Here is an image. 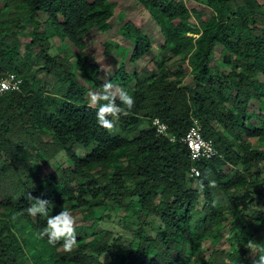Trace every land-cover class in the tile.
Listing matches in <instances>:
<instances>
[{
    "label": "trees",
    "instance_id": "obj_1",
    "mask_svg": "<svg viewBox=\"0 0 264 264\" xmlns=\"http://www.w3.org/2000/svg\"><path fill=\"white\" fill-rule=\"evenodd\" d=\"M135 1L157 27L161 48L178 64L169 69L161 59L155 71L127 73L125 57L134 64L150 44L138 21H123L117 35L131 49L121 48L107 82L133 96L135 105L109 133L86 100L85 85L102 90L101 70L80 56L49 51L54 38L81 50L90 30L108 31L113 3L0 0V77L12 73L21 79L18 92L0 95V264H225L222 251L210 252L207 260L201 251L205 237L219 234L224 215L213 193L224 196L234 217L250 197L264 199V150L246 142L264 141V0ZM186 2L207 10L208 18L202 20ZM215 47L224 53V78L210 66ZM102 48L107 56L119 46L106 41ZM187 77L190 84L184 85ZM48 81L51 90L43 91L40 85ZM225 88L231 92L224 94ZM253 101L256 114L247 110ZM152 119L164 123L175 140L197 121L216 151L196 163L197 178L187 177L192 165L187 149L156 134ZM58 155L67 166L55 162ZM50 161L52 172L40 175ZM29 193L51 201L48 215L67 209L97 221L113 218L130 226V236L104 231L89 240L77 238L74 251L60 254L62 242L52 246L39 237L48 217L23 212L31 203ZM198 214L201 219L194 222ZM252 237L255 244L264 241L263 214L253 222ZM261 255L264 246L248 264Z\"/></svg>",
    "mask_w": 264,
    "mask_h": 264
},
{
    "label": "rangeland",
    "instance_id": "obj_2",
    "mask_svg": "<svg viewBox=\"0 0 264 264\" xmlns=\"http://www.w3.org/2000/svg\"><path fill=\"white\" fill-rule=\"evenodd\" d=\"M110 2L114 5V15L108 20V31L100 33L95 29L90 30L85 36V45L81 50L74 48L66 41H60L54 38L50 40V54L63 56L66 54V52H68L72 55L80 56L82 59L89 62L90 64L95 65L101 70L100 80L101 82L106 83L117 69V64L121 59V48H125L128 51L131 49L130 44L117 35V29L120 27L123 21L132 20L138 21L141 30L148 38L150 49L134 64L128 63V55L125 57L124 67L127 73L134 69L137 71L142 69L155 71L156 64L161 59L163 60V66L169 69H172L178 64L177 57H170L168 52L161 48L163 40L158 32L157 27L151 21L148 14L136 3L135 0H110ZM261 2L263 3V1ZM186 7L188 9L200 11L203 15L201 18L202 20H206L208 18L207 10H203L199 6L189 2H186ZM120 14H123L124 19L119 20L118 16ZM190 22L191 24H195L193 18H190ZM28 30L29 29H26L25 32ZM187 36L195 37L194 34H187ZM106 41H112L118 44L119 48L117 49L116 53H110L107 56L103 55L102 45ZM19 42L20 50L22 51L24 39L20 38ZM223 54L224 53L219 49V47H215L212 59L210 61V66H213L218 70V76L221 78H224L226 72L228 71V67L221 63ZM71 61L73 60L71 59ZM51 83V81H48V84H41L40 86L43 91H49L51 90ZM189 84L190 79L187 77L184 80V85ZM85 86L88 89L86 100L89 104V93L96 92V89L91 88L89 84ZM228 92H231V89L225 88L224 94H227ZM247 110L249 113L256 114L259 110V107L257 106L256 102L253 101L249 103ZM250 122L254 126L259 127L257 121L252 119ZM246 142L254 148H260L261 150H264V141L259 143V141H257L255 138H249ZM77 154L81 155L83 154V151H78ZM55 162L61 167L68 165L62 155H58L55 158ZM52 164V161H50L48 164L43 165L39 174L44 175L52 172ZM261 166L262 169L260 170V175L264 176V161L261 163ZM223 172L227 175H230L232 170L228 166H225L223 167ZM253 188V186L250 187L248 191L252 196L254 194ZM236 196H242L241 191H237ZM213 199L216 205H220L222 209L224 208V215L220 223L221 228L219 234L217 236L205 237L202 241L201 251L203 259L207 260L210 252L220 250L225 256V264H248L255 256L258 248L264 246L263 240H261L258 244H255L252 241L253 222L259 217V214H263L264 216V199H258L254 196L253 198L250 197L249 201L245 205L246 208H243L240 213L235 215V217L228 213V209L230 207L229 202L224 199L223 195H221L219 192H214ZM202 203L203 201L200 198L199 206H201ZM71 213L77 220V238L89 240L92 237L101 235L104 231H109L114 235H121L123 236V239H126L130 236V226H123L121 222L118 223L113 218L97 221L92 218H83L82 211H72ZM119 216L128 218V214L123 212H119ZM199 219H201L200 214L195 216L194 222ZM129 220L131 221L130 218H128V221ZM244 240H246L247 243L244 245V247H240ZM249 245H251V247ZM240 248L244 250V253L241 256H237L236 251ZM58 252L60 254L65 253L62 247L58 248ZM26 253L28 255V251H26Z\"/></svg>",
    "mask_w": 264,
    "mask_h": 264
},
{
    "label": "clouds",
    "instance_id": "obj_3",
    "mask_svg": "<svg viewBox=\"0 0 264 264\" xmlns=\"http://www.w3.org/2000/svg\"><path fill=\"white\" fill-rule=\"evenodd\" d=\"M134 105L133 96L123 89H117L111 82H106L102 90L89 93V106L96 109L97 124L109 133L116 130L121 115H127ZM28 199L31 203L23 210L24 213L33 218L38 215L48 217L46 227L40 230L39 237L41 239L46 237L48 244L52 246L62 242L61 246L65 253L74 251L77 245L75 216L67 209L48 215L50 200L33 196L31 193L28 194ZM254 264H264V255H261Z\"/></svg>",
    "mask_w": 264,
    "mask_h": 264
},
{
    "label": "built area",
    "instance_id": "obj_4",
    "mask_svg": "<svg viewBox=\"0 0 264 264\" xmlns=\"http://www.w3.org/2000/svg\"><path fill=\"white\" fill-rule=\"evenodd\" d=\"M20 85L21 79L19 77L15 74L7 73L0 77V95L5 92H18ZM151 126L156 134L167 137L169 142L177 141L187 149L188 159L192 164L187 173L189 179H195L199 176L197 162L216 156L212 141L202 137L200 126L194 119H192L187 131L176 140L174 137L167 135L166 125L159 120L152 119Z\"/></svg>",
    "mask_w": 264,
    "mask_h": 264
},
{
    "label": "water",
    "instance_id": "obj_5",
    "mask_svg": "<svg viewBox=\"0 0 264 264\" xmlns=\"http://www.w3.org/2000/svg\"><path fill=\"white\" fill-rule=\"evenodd\" d=\"M243 253H244V250L243 249H238V254H239V256H241V255H243Z\"/></svg>",
    "mask_w": 264,
    "mask_h": 264
}]
</instances>
